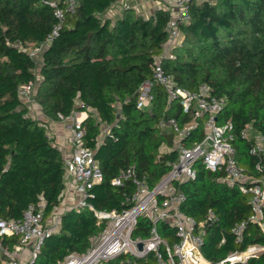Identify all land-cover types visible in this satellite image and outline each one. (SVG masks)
Listing matches in <instances>:
<instances>
[{
  "label": "trees",
  "instance_id": "trees-1",
  "mask_svg": "<svg viewBox=\"0 0 264 264\" xmlns=\"http://www.w3.org/2000/svg\"><path fill=\"white\" fill-rule=\"evenodd\" d=\"M52 0H0V219L20 220L32 205L47 219L61 205L66 188L63 151L49 134V122H62L74 112L86 111L84 143L95 151L103 181L88 201L101 210H121L124 193L133 186L112 184L121 171L133 168L155 186L177 160L175 133L162 123L192 119L179 102L169 104L163 86L154 79L155 57L163 54L168 39L169 10L157 7L148 16L135 7L113 15L117 0H78L66 13L60 34L44 48L41 60L30 49L47 42L59 21ZM183 37L164 57L163 68L178 84L196 91L202 84L227 104L219 123L231 121L233 145L240 166L261 177L260 158L251 153L253 137L243 135L251 126L264 135V0H203L191 4V20L182 25ZM153 81L151 112L138 108L140 86ZM36 84L34 110L21 87ZM185 138L191 147L204 135L203 118ZM103 134L102 140L99 137ZM197 176L181 183L186 195L182 209L197 222L215 218L203 228L202 253L213 263L251 245L264 246V232L250 220L249 193L222 180L199 160ZM246 222L242 239L232 231ZM106 226L89 208H69L61 215L60 229L47 236L36 258L28 264H65L72 254H86L92 238ZM152 223L141 217L135 238H147ZM170 243L178 241L175 228L158 224ZM224 239V242L222 240ZM18 235L6 236L12 249ZM164 259L167 255L164 254ZM0 252V264H8ZM103 264H161L154 252L143 256L120 253ZM240 264H264V249Z\"/></svg>",
  "mask_w": 264,
  "mask_h": 264
},
{
  "label": "built area",
  "instance_id": "built-area-1",
  "mask_svg": "<svg viewBox=\"0 0 264 264\" xmlns=\"http://www.w3.org/2000/svg\"><path fill=\"white\" fill-rule=\"evenodd\" d=\"M193 1L195 0H154L159 3V7L171 13L167 25L168 39L164 44L163 54L155 57L154 79L163 86L169 104L179 102L183 111L192 116V119L184 124L175 118L162 123L175 133L177 160L153 187L147 184L145 178L139 177L133 168L121 171L112 180V184L125 186L131 181L132 191L124 193L123 204H127V207L110 211L97 209L88 199L93 196L92 189L103 181L104 175L95 151L84 143L83 120L87 112H74L62 121L66 133L65 144L55 143L65 157V189L70 188L75 199L72 204L67 205L63 197L61 205L56 207L47 219L44 218L42 209L37 210L32 205L26 209L20 220L0 219V252L7 256L8 264L32 262L44 239L60 229L63 211L86 207L93 211L100 222L105 221L106 226L102 232L92 238V246L86 254H72L67 257L65 264H72L74 261L79 264H103L105 260L123 252L143 256L151 251L156 254L161 264H240L264 249L263 245H251L244 251L231 252L221 262L213 263L204 256L201 248L204 243L203 228L206 223L214 220V212L210 211L208 219L199 223L182 209L186 195L181 189V183L196 178L195 165L202 160L208 170L224 172L222 178L224 182L237 186L243 193H249L252 208L250 220L257 223L264 232V174L256 177L239 165L237 151L232 143L235 137L234 126L230 120L226 123L218 122V116L227 104L226 99L213 95L212 88L207 84H202L196 91L180 86L173 75L166 73L162 65L164 57L174 58L172 49L182 41V25L191 20ZM51 5L55 7L54 13L59 21L48 34L47 42L29 51L32 57L39 60L48 43L60 34L66 13L75 11L78 0H52ZM129 7H137L136 0H117L113 5V15ZM152 88L151 80L145 81L140 86L138 108L151 112L154 98ZM35 91L36 84L33 82L21 87L22 97L28 101L33 110L37 105L33 98ZM199 118L204 119L203 138L189 147L184 140L199 125ZM51 123H47L49 134ZM243 135L254 138L251 153L260 158L261 161L256 166L261 170L264 167V135L254 132L251 126L244 130ZM102 138L103 134L99 137V141ZM141 217H146L152 223L147 238L133 236ZM161 222L175 228L178 241L170 243L161 235L158 230V224ZM245 227V221L233 226L232 231L238 241L242 239ZM13 235H18L20 241L14 244L12 249H8L3 244V238ZM164 254L167 255L166 260Z\"/></svg>",
  "mask_w": 264,
  "mask_h": 264
},
{
  "label": "crops",
  "instance_id": "crops-1",
  "mask_svg": "<svg viewBox=\"0 0 264 264\" xmlns=\"http://www.w3.org/2000/svg\"><path fill=\"white\" fill-rule=\"evenodd\" d=\"M148 2V1H147ZM150 6L152 5V2H149ZM158 6L153 5L152 11H154ZM50 134L55 139V142L64 143L66 141V133L64 131V122H52L50 126ZM68 147V146H67ZM63 199L64 202L67 203V205H70L73 203V200L75 199L73 192L70 188H67L63 192Z\"/></svg>",
  "mask_w": 264,
  "mask_h": 264
},
{
  "label": "rangeland",
  "instance_id": "rangeland-1",
  "mask_svg": "<svg viewBox=\"0 0 264 264\" xmlns=\"http://www.w3.org/2000/svg\"><path fill=\"white\" fill-rule=\"evenodd\" d=\"M149 2H152L151 6H150ZM153 5H156L159 7V3L154 2V0H136V6L137 7H135V9H136L135 11L138 14L148 16L151 13H153V11H152Z\"/></svg>",
  "mask_w": 264,
  "mask_h": 264
},
{
  "label": "bare ground",
  "instance_id": "bare-ground-1",
  "mask_svg": "<svg viewBox=\"0 0 264 264\" xmlns=\"http://www.w3.org/2000/svg\"><path fill=\"white\" fill-rule=\"evenodd\" d=\"M72 264H79V262L74 261Z\"/></svg>",
  "mask_w": 264,
  "mask_h": 264
},
{
  "label": "water",
  "instance_id": "water-1",
  "mask_svg": "<svg viewBox=\"0 0 264 264\" xmlns=\"http://www.w3.org/2000/svg\"><path fill=\"white\" fill-rule=\"evenodd\" d=\"M140 248H142V245H140Z\"/></svg>",
  "mask_w": 264,
  "mask_h": 264
}]
</instances>
